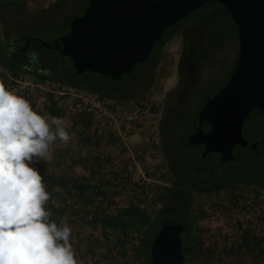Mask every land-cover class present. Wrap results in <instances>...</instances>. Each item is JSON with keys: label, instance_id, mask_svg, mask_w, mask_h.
Wrapping results in <instances>:
<instances>
[{"label": "rangeland", "instance_id": "obj_1", "mask_svg": "<svg viewBox=\"0 0 264 264\" xmlns=\"http://www.w3.org/2000/svg\"><path fill=\"white\" fill-rule=\"evenodd\" d=\"M87 3L88 0H0L3 52L24 68L36 67L34 72H21L14 92L24 96L37 111L45 104L48 92L55 87L59 104L65 109V122L71 137L67 143L60 140L54 142L50 146L51 160L36 158L34 166L54 177H62L69 183L84 180L94 186L91 194L109 212L137 203L155 215L165 206L158 199L159 194H167L174 186L172 170L167 169L165 158L158 148L161 122L164 126L170 125L181 116L191 114L185 132L195 129V117L201 113L203 103L227 84L237 66L234 48L237 50L240 47L238 33L235 35L231 30L229 34L230 28L222 20L224 17L221 13H214L215 6L224 11L221 5H207L201 10L203 15L197 17L199 20L193 17L188 19L173 30V36L168 37V40L176 38L180 42L181 50L178 54L168 57L165 49L159 48L160 55L153 80L148 79L149 75L142 71V66L135 68L129 78L130 81L137 78V85L144 90L138 98L107 99L104 103L86 90L60 88L50 81L41 82L38 79V75L52 73V69L46 65H38L36 60L40 56L45 58L39 50L51 59L61 57L58 49L45 47L41 41L53 43L68 34L73 20L84 14ZM204 14L210 23L209 28L197 36L195 49L202 50L210 42L216 45V49L199 74L196 70L182 71L180 62L185 39H193ZM22 34L35 39L29 54L11 48V38L18 39ZM232 37H235L234 42ZM36 51L39 55L35 56L33 53ZM30 55L33 66L30 65ZM127 80L125 77L123 82ZM105 83L113 84L110 80ZM193 86L197 88L195 95L191 92ZM82 107L93 113L94 123L90 130L83 129L76 121V113ZM95 128H98V140L87 144L86 138ZM243 131L250 142L264 138V119L259 111L252 112ZM182 146L185 144L182 143ZM261 150L264 151V145H261ZM186 151L189 155L199 150L186 145ZM75 152L84 156L83 164L72 161ZM234 154L250 162L249 167L243 166L241 161L222 164L212 156L210 170L213 174L233 173L234 177L214 190L197 189L190 192L195 229L201 240L198 246L204 251L212 250L210 264H264V244L251 242L254 237L264 235V189L250 184L232 185L242 178L238 173H248L256 165V160H253L255 151L237 146ZM261 161V164L264 163V160ZM96 166V174L91 173V169ZM197 176L202 177L200 173ZM239 182L245 183L246 180ZM96 187L107 190V197L101 198ZM69 199L76 209H93V206L76 197L70 196ZM164 212L175 217L183 214L181 209L175 212L172 206ZM67 214L70 221L75 220V216ZM66 223L72 230L70 243L77 264H133L132 259L121 260L115 252L114 233L110 240H106L89 226L80 229L73 222ZM244 233L250 237L251 243L248 245L243 241ZM204 262V256H197L189 260L185 258L183 264Z\"/></svg>", "mask_w": 264, "mask_h": 264}, {"label": "water", "instance_id": "obj_2", "mask_svg": "<svg viewBox=\"0 0 264 264\" xmlns=\"http://www.w3.org/2000/svg\"><path fill=\"white\" fill-rule=\"evenodd\" d=\"M207 2H219L238 29L240 55L228 83L210 96L199 114L190 144H204L202 157L218 153L235 160L237 146L256 148L244 125L254 110L264 117V0H89L68 34L45 47L72 59L75 72L121 80L148 59L164 32ZM184 225L165 224L151 247L152 264H183Z\"/></svg>", "mask_w": 264, "mask_h": 264}, {"label": "trees", "instance_id": "obj_3", "mask_svg": "<svg viewBox=\"0 0 264 264\" xmlns=\"http://www.w3.org/2000/svg\"><path fill=\"white\" fill-rule=\"evenodd\" d=\"M221 5L224 9L215 6L214 13L216 15L221 13V16L224 17L222 20L227 22L230 31L236 35L238 33L237 26L235 25L230 13L228 10L219 2H207L201 8L190 14L185 19L179 21L176 25L169 27L163 34L162 40L157 41L154 44L152 53L148 59L144 62L137 64L136 67L142 66L143 72L148 76V79H154L157 71V63L159 59V48L163 42V38L168 40L169 36H173V30L177 29L183 22L188 21V19L197 18L200 14L203 15L201 11L204 7ZM89 5V0L87 6ZM211 6V7H212ZM87 8V7H86ZM202 20L200 21L199 26H197L196 32L194 33L193 39H185V46L181 52V70H196L197 73L203 71V66L207 59L213 54L216 49V45L210 42V45L202 47V50L196 51L197 46V36L202 33V30L209 28V21L207 20V15L204 14ZM199 20V18H197ZM201 30V31H200ZM201 32V33H200ZM2 30L0 28V82H3L10 90L14 92V87L17 85V80L22 71L34 72L35 68H24L22 65L17 64L9 58L7 54L3 52V37L1 36ZM27 37L30 35L26 34ZM199 38V37H198ZM233 42H234V38ZM239 40V39H238ZM240 44V42H239ZM234 46V45H233ZM237 60H239L240 47L236 50ZM44 54L46 59V67L52 69L51 74H42L38 75V79L41 82L50 81L53 85H58L60 88L68 87L71 89H77L78 91L86 90L88 94L96 96L98 99L104 101L107 99L112 100H130L132 98H138L140 94L144 92L141 86H138V79L134 78L130 81V75L126 74L122 77L121 80H114L103 76L100 73L86 72L83 74H77L75 72L72 59L69 56H64L60 54V59H51L47 56L44 51L39 50ZM234 72V71H233ZM141 75V74H140ZM78 76V77H77ZM128 78L127 82H123L124 78ZM140 78V77H139ZM147 79V80H148ZM112 81V85H107L105 81ZM141 80V79H140ZM139 82V81H138ZM145 83V82H144ZM228 83V82H227ZM138 84V85H137ZM132 85L131 87H129ZM196 87L193 86L191 92L196 94ZM222 89V88H221ZM220 89V90H221ZM202 106L205 105L206 101ZM36 101H34L35 103ZM45 104L41 106L37 111L46 117L57 116L65 119V109L59 104L57 99V91L55 87L48 92ZM34 109V105H32ZM202 108V107H201ZM259 111L263 117V114L260 109ZM76 116H78L77 123H80L83 126V129L90 130L94 123L93 113L87 111L85 107L80 108ZM196 126L198 123V115L195 117ZM98 128L94 129V132H90L89 136L86 138L87 144L96 143L98 140ZM100 131V130H99ZM172 128L166 132L164 123L161 122L160 126V144L158 145L159 150L165 158L166 166H173V156L176 155L177 163H181L183 160L182 154L186 150V146H179V138L173 135ZM84 132V131H83ZM185 143V142H184ZM188 143L186 142V145ZM194 154V160L196 165L203 164V158L201 151H196ZM74 158L72 161L74 163L83 164L85 161L84 156H81L78 152H75ZM213 157L217 158L218 161L219 155L214 153ZM38 157H34V159ZM86 160L91 161L89 158ZM183 162V161H182ZM199 162V163H198ZM34 163V161H33ZM184 164V163H183ZM224 164V163H222ZM96 169L98 166L91 169V173L96 174ZM43 176V182L46 186V190L50 193V199L46 204V207L51 212V220H54L57 225H61L62 222H73L77 225L78 228L82 229L86 226H89L93 229L95 233H99L104 239L110 240L112 233L115 235L114 247L115 252H117L121 260H133V264H152L151 261V247L155 236L158 234L160 229L168 223H181L184 225V232L181 235L183 243V253L187 260L204 256L205 264H210L212 262L211 252L212 250L207 249L203 250L198 246V234L195 229L193 213L191 209V191L196 189L201 190H214L216 187L224 186L227 179H231L234 174L226 173H215L209 170V175L212 173V176L207 175L203 168L200 167L199 172L203 177L199 179L200 185L196 188H184L170 189L167 194H159L158 199L164 203V208H161L157 214H152L147 208L142 207L140 204H131L126 207L118 208L114 212H109L106 206L99 204V200L91 194V191L94 190V186H90L84 180H75L73 183H69L68 180L60 177H54L45 173L42 170H39ZM97 194L102 197H107L108 191L96 187ZM177 192V195L175 193ZM76 197L77 199L87 202L93 206L92 210H87L85 208L76 209L72 204H70L69 197ZM103 200H101L102 202ZM104 202V201H103ZM172 206L176 210L181 209L182 215L177 217L168 215L164 211L167 207ZM67 213H70L72 216H75V220L70 221ZM243 241L246 245L253 242V244H264V235L261 237H254L251 242L249 241L250 237L247 233H244ZM264 254V247L262 250Z\"/></svg>", "mask_w": 264, "mask_h": 264}, {"label": "clouds", "instance_id": "obj_4", "mask_svg": "<svg viewBox=\"0 0 264 264\" xmlns=\"http://www.w3.org/2000/svg\"><path fill=\"white\" fill-rule=\"evenodd\" d=\"M63 118L46 117L0 82V264H77L71 228L46 207L50 193L34 157L70 140Z\"/></svg>", "mask_w": 264, "mask_h": 264}, {"label": "flooded vegetation", "instance_id": "obj_5", "mask_svg": "<svg viewBox=\"0 0 264 264\" xmlns=\"http://www.w3.org/2000/svg\"><path fill=\"white\" fill-rule=\"evenodd\" d=\"M163 42L161 44V48H164L165 43L167 42V40L165 38H163ZM35 39L31 38L30 36L27 37L26 34H22L21 37H19L18 39H13L11 38V48L24 53V54H29L30 53V48L32 45V42ZM35 56L36 54L39 55V52H34L33 53ZM37 63H39L38 65L40 66V64H46V59L43 57H39L37 60ZM30 65L33 66L34 63H32L31 61V55H30ZM37 65V66H38ZM207 102V101H206ZM262 112V111H261ZM194 115V114H193ZM190 116H192L191 114H187V115H183L181 116L179 119L175 120L174 122H172L170 125H166L165 129L166 132H168L169 129L172 128L173 131V135L179 138V146H182V143L185 144L186 146V142L188 143L187 145H189L192 148H197L198 150L201 151V154L204 152L205 146L204 144H190L189 142V137L197 131L198 129V123H197V127L196 129H193L191 132H185V129L188 128V121L190 120ZM198 122H199V116H198ZM185 142V143H184ZM258 142V146L256 148H244L245 150H254L255 151V158L253 160H256V165L253 167V169H251L250 172L248 173H241L238 175L242 178H240V180L234 181L232 183V185H236V184H250L251 186H254L258 189H264V163L261 164V160H264V151L261 150V145H264V138L256 141ZM253 143V142H252ZM184 146V147H185ZM186 148V147H185ZM186 150L185 152L182 154V158H183V162L181 161V163H177V157L176 155L173 156V166L168 167L167 169L172 170L173 173V178H174V186L173 188H177V189H190V188H196L198 185H200V181L199 179L201 177H198V172L200 167L204 169V171L207 173V175H209V170H210V157H212V154H208L205 158H203V164L202 165H196L195 164V160H194V154L189 153L188 152L186 154ZM218 154V153H217ZM219 155V159L221 161V155ZM237 161H241V164L245 167H249L250 162H247L246 160H241L239 159L237 156H235V160L234 161H229V162H237ZM229 162H221L224 164H227ZM184 163V164H183ZM199 163V162H198ZM253 164V163H252ZM244 174V176H243ZM203 177V176H202ZM234 177V176H233ZM232 177V178H233ZM244 181L246 180V182L244 183H240L239 181ZM197 190V189H196ZM207 191V190H205Z\"/></svg>", "mask_w": 264, "mask_h": 264}, {"label": "built area", "instance_id": "obj_6", "mask_svg": "<svg viewBox=\"0 0 264 264\" xmlns=\"http://www.w3.org/2000/svg\"><path fill=\"white\" fill-rule=\"evenodd\" d=\"M164 49L168 57L174 56L178 54L181 50L180 42L176 38L167 40V42L164 45Z\"/></svg>", "mask_w": 264, "mask_h": 264}]
</instances>
